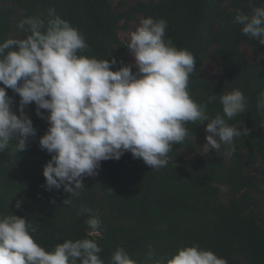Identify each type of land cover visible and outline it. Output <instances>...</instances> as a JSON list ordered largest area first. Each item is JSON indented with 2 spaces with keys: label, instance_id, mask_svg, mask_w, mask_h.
I'll use <instances>...</instances> for the list:
<instances>
[{
  "label": "trees",
  "instance_id": "trees-1",
  "mask_svg": "<svg viewBox=\"0 0 264 264\" xmlns=\"http://www.w3.org/2000/svg\"><path fill=\"white\" fill-rule=\"evenodd\" d=\"M253 2L264 5V0ZM49 8L83 35L88 45L83 55L116 59L112 70L121 62L133 63L119 37L121 22L126 27L137 16L165 20V39L196 59L188 84L191 98L208 102L211 118L222 114L221 95L240 90L246 111L227 122L238 128L242 122L249 132L235 138L230 154L227 145L207 153L198 145L206 121L188 123L189 134L173 145L166 167L152 170L128 152L119 160L102 161L96 175L84 178V188L69 206L63 203L69 194L62 188L44 187L42 168L50 155L38 139L48 125L30 104L24 111L36 136L16 155L10 148L0 152V215L12 213L33 223L35 242L52 251L64 240L88 238L80 206L91 208L102 222L103 238L97 243L105 264L118 247L143 264L149 245L157 257L198 245L227 264H264V214L256 197L264 195V111L256 107L264 92V45L242 35L233 23L238 12H250L249 0H119L115 5L111 0H0V41L24 37L17 23L37 14L46 17ZM206 59L217 61L210 75L202 73ZM6 91L16 111L19 97ZM18 200L19 209L14 206Z\"/></svg>",
  "mask_w": 264,
  "mask_h": 264
},
{
  "label": "clouds",
  "instance_id": "clouds-1",
  "mask_svg": "<svg viewBox=\"0 0 264 264\" xmlns=\"http://www.w3.org/2000/svg\"><path fill=\"white\" fill-rule=\"evenodd\" d=\"M250 12H238L233 23L242 35L264 45V5L249 0ZM26 35L0 41V152L13 155L27 148L36 130L25 108L35 105V115L47 122L39 137L41 150L50 155L43 165L46 190L63 189L71 206L84 188L83 180L97 174L102 161L119 160L125 153L141 159L152 170L169 163L173 145L189 134L188 123L204 124L205 152L234 150V140L249 130L232 120L246 111V98L238 89L219 97L221 113L209 117L208 102L197 103L189 92L196 59L165 39L167 22L141 18L123 42L132 64L116 59L98 60L83 55L88 45L55 8L47 16L37 14L16 25ZM134 69V71H133ZM10 89L19 97L16 111ZM215 100V96L210 97ZM256 107L264 111V92ZM18 113V114H17ZM71 197V198H69ZM17 209L21 201L14 205ZM86 215L88 238L64 240L52 251L35 242L37 227L15 214L0 215V264H105L97 240L102 239L101 220L93 209L80 206ZM108 264H138L123 248H116ZM143 264H227L211 250L198 245L178 248L169 257H157L151 245Z\"/></svg>",
  "mask_w": 264,
  "mask_h": 264
},
{
  "label": "rangeland",
  "instance_id": "rangeland-1",
  "mask_svg": "<svg viewBox=\"0 0 264 264\" xmlns=\"http://www.w3.org/2000/svg\"><path fill=\"white\" fill-rule=\"evenodd\" d=\"M111 1H112L113 5H115V4H117V2L119 0H111ZM125 1H127L128 3H132L134 0H125ZM141 18H142L141 16H137L135 19L130 20L126 27H124V23L121 22V25L123 26V28L119 30V37L122 41H125L127 39L128 33L135 29V27L137 26V24ZM244 47H245V45H242V48H244ZM247 54L249 56L251 55L249 52ZM130 58L133 62V58H132L131 54H130ZM216 68H217V61L216 60L206 59L204 61L203 67H202V73L205 75H210V74L215 72ZM206 135H207V133L205 132V130H203L201 133V136L198 138V145L199 146L203 147V145L205 144V142H206L205 136ZM256 197H257V200L260 204L261 211L264 214V195H257L256 194Z\"/></svg>",
  "mask_w": 264,
  "mask_h": 264
}]
</instances>
